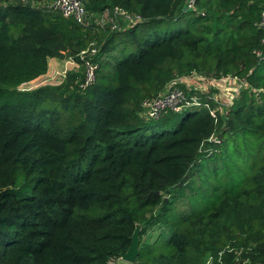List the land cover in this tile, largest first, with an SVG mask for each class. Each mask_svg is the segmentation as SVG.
Returning a JSON list of instances; mask_svg holds the SVG:
<instances>
[{
    "label": "trees",
    "instance_id": "trees-1",
    "mask_svg": "<svg viewBox=\"0 0 264 264\" xmlns=\"http://www.w3.org/2000/svg\"><path fill=\"white\" fill-rule=\"evenodd\" d=\"M263 5L86 0L89 14L140 17L110 31L0 4V264H122L134 230L133 264H264ZM91 49L81 87L78 54ZM48 59L78 69L19 90ZM191 74L245 86L211 116L208 93L176 83L179 113L139 115L143 99Z\"/></svg>",
    "mask_w": 264,
    "mask_h": 264
},
{
    "label": "built area",
    "instance_id": "built-area-1",
    "mask_svg": "<svg viewBox=\"0 0 264 264\" xmlns=\"http://www.w3.org/2000/svg\"><path fill=\"white\" fill-rule=\"evenodd\" d=\"M85 1L86 0H7V3L10 2L21 6L27 5L28 7L34 9L53 10L58 12L64 18L73 19V21L77 24L93 25L102 29L108 28L110 31L120 30L122 28L132 26L140 20L138 15L130 14L117 7L105 9L101 13L89 14L84 8ZM194 1L195 0H184V9L193 10ZM200 14L202 15V13ZM255 27L263 34L264 40V5L259 11L258 20L255 23ZM252 53L256 57L260 56L259 52ZM94 54V49H91L88 52L81 51L78 54V57L83 62L84 67V79L81 87L89 85L93 80L95 65L91 62V58L94 56ZM68 62L73 63L70 60H68ZM56 75L61 76L63 79L65 72L55 73L51 76V79L55 78ZM199 80H204V77L191 74L187 77H181L172 81V83L165 87V89L157 96L143 99L140 102L139 115L142 118L148 120L157 119L166 112L173 114L179 113L181 109L187 104V98L180 89L175 87L174 84L180 83L186 85L188 83H196ZM231 100L232 98L226 103L225 108L228 107ZM194 101L195 99L192 100V102ZM204 108L208 110V113L211 116H213L214 112L217 111L216 109H210L206 104L204 105Z\"/></svg>",
    "mask_w": 264,
    "mask_h": 264
},
{
    "label": "crops",
    "instance_id": "crops-1",
    "mask_svg": "<svg viewBox=\"0 0 264 264\" xmlns=\"http://www.w3.org/2000/svg\"><path fill=\"white\" fill-rule=\"evenodd\" d=\"M51 63L47 60V68L51 66ZM199 81L192 84L188 83L184 86L189 91L200 94L208 93L210 98L216 103L215 109L219 113L225 110L226 103L231 98L236 97L238 91L245 86L244 82L232 78H204V80Z\"/></svg>",
    "mask_w": 264,
    "mask_h": 264
},
{
    "label": "rangeland",
    "instance_id": "rangeland-1",
    "mask_svg": "<svg viewBox=\"0 0 264 264\" xmlns=\"http://www.w3.org/2000/svg\"><path fill=\"white\" fill-rule=\"evenodd\" d=\"M4 3H7V0H0L1 5H3ZM48 61L52 63L51 66H48L46 73L44 75L35 78L31 82L22 84L18 89L22 91H30L41 86H56L60 84L61 80L63 79L61 78V76L58 75H56L55 78L51 79V76L53 74L60 72H65V73L76 72L78 69L77 64L68 62V60L48 59ZM176 121L177 118L174 120V122ZM159 231L160 230L157 229L150 230L144 237H142V240H145V242L151 241ZM120 262L123 263L121 260Z\"/></svg>",
    "mask_w": 264,
    "mask_h": 264
},
{
    "label": "water",
    "instance_id": "water-1",
    "mask_svg": "<svg viewBox=\"0 0 264 264\" xmlns=\"http://www.w3.org/2000/svg\"><path fill=\"white\" fill-rule=\"evenodd\" d=\"M155 195H157V193H154ZM166 199H163V202H165ZM138 231L134 230V232L132 233L131 237H130V245L127 248V250L124 253H121L119 255V259L125 263V264H133L135 257L137 255V245H138V235H137Z\"/></svg>",
    "mask_w": 264,
    "mask_h": 264
}]
</instances>
